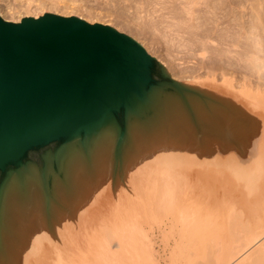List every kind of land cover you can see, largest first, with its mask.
<instances>
[{"label":"rangeland","instance_id":"rangeland-1","mask_svg":"<svg viewBox=\"0 0 264 264\" xmlns=\"http://www.w3.org/2000/svg\"><path fill=\"white\" fill-rule=\"evenodd\" d=\"M197 1V3L189 4L188 0H0V17L6 21L19 22L23 17H37L49 12L62 16L74 15L90 23L107 24L135 39L149 55L166 68L168 77L161 79L156 85L169 83L173 79L186 87L179 91L175 87L165 85L163 88L161 87L162 91L159 89L162 95L174 94L177 97V95H185L188 90L190 92L192 89L191 93L202 96H198L201 99L203 97L208 99L209 96L211 100L212 96V101L213 99L217 101L220 99L217 97L222 96V99H227L229 104L227 114L232 119L236 112L234 104L237 99L242 105L240 107L243 108L240 118L244 116L245 124L252 122L255 124L253 130L257 131H253V133L258 135L255 137L259 138L256 140L259 141L258 151L260 150L257 157L254 158L252 155L246 154V151H238V155L245 156V160L236 161V164L232 163V168L227 162V157H225L227 166L223 161L226 168L213 167L212 163L208 161L202 164L195 159L198 154L192 155L191 152H189L190 157L188 152L185 153L187 154L185 156L189 158L182 157L178 160V165L183 167L180 172L186 175V178L182 177V180L186 182L185 188L186 192L188 191V196L189 193L190 197L194 196L195 203L199 202V206H202L210 215H219L220 219H217L214 227L227 225L225 228L227 229L229 217L225 211L229 206L237 208L236 210L244 209L246 200L251 195H248V189L254 191L250 199L251 203L258 207V209L254 207L253 211L264 214V67L252 70L250 68L253 66L252 63L245 58L247 50L252 46L255 47L252 45L256 40L255 35L260 41L261 48H264V0H237L239 2L233 0L234 2L231 4L233 6L229 7L224 4L221 5L222 8L216 6L217 9L207 8L203 0ZM214 11L220 18L216 21L213 18V21L209 20ZM240 39L241 41H239ZM229 48H232L231 51ZM226 50L228 51L226 52ZM263 52H259L257 61H260L259 63L263 61L264 64ZM251 58L253 59V57ZM251 62L254 64L253 60ZM243 79H247V88L245 89L249 90L248 93L253 96L242 91L240 83ZM228 81L231 85L227 83ZM205 93L208 95L207 97ZM145 113L148 117L152 110H147ZM144 117L142 115L141 120ZM126 120L128 117L124 115L120 124L116 123L120 133H123V130L125 132ZM62 144L64 143L37 151L28 159V164H33L40 169L44 168L46 156L56 153ZM119 147V155L113 160V164L111 161L104 163L101 168L96 170L94 166H90L91 171L86 173L87 176H84L87 178L84 183L85 190L80 192V197H87L89 203L85 204L84 208L81 206L82 208H77L72 213L70 210L61 209L63 210L61 211L58 209L61 214L66 212V220L74 223L66 227L64 225L66 222H64L59 231L54 230L52 225L48 227V229H53L54 233L57 232V235L60 232L61 237H64L61 238L59 244L57 242L54 245L47 241L39 243L40 247L37 249L39 250L37 253L36 249L29 248V246L36 245V242H31L32 238L27 239L23 244H20V241L9 242L10 245L8 244L0 250V264H63V262L65 264H186L187 248H184V251L181 246L184 243L178 240V236L181 234L178 227L171 229L166 225L160 229L156 222L145 220L143 215L148 210L146 205L148 202L147 187L145 184L138 183V178L134 177L131 180L127 178L122 168L124 165L122 163L123 151L121 146ZM175 149L172 150L175 151L173 153L175 156H184V148ZM215 155L221 157L222 153ZM29 165H25V167ZM118 166H121L120 170ZM22 167L24 166L13 169V172ZM234 167L237 169L234 170ZM85 171L87 172V170ZM6 176L4 172L0 171V187ZM47 184L51 185L50 179L47 180ZM63 199H67V197ZM59 203L62 207L66 201L65 204ZM253 211L252 213L247 211L246 215L250 213L249 215L252 216ZM136 213H138L136 220L141 223L137 222V224L142 225L144 231H148L145 236H138L139 244L143 243L144 250L152 257V262L147 261L142 249H139V258H129L133 249L119 248L116 237H111L112 240H108L110 238L108 231L111 227L118 230L121 222L134 223L132 215ZM260 216L264 218V215ZM24 219L25 221L30 220V216L26 215ZM125 224L121 225L123 229L128 227ZM23 228L24 225H15L16 231H21ZM105 246L113 253H105ZM1 252H4V256ZM125 256L126 258H124Z\"/></svg>","mask_w":264,"mask_h":264},{"label":"bare ground","instance_id":"bare-ground-1","mask_svg":"<svg viewBox=\"0 0 264 264\" xmlns=\"http://www.w3.org/2000/svg\"><path fill=\"white\" fill-rule=\"evenodd\" d=\"M197 2V0H188L189 4ZM233 2V0H203L207 8L213 9L224 4L229 7L233 6L231 5ZM216 15L217 13L214 11L209 20L212 18L214 21L218 20L220 17L218 18ZM260 33L262 34V32ZM243 35L242 38L245 36ZM252 35L254 36V34ZM218 37L220 38V36ZM256 37L257 35L254 37L256 40L253 39L254 44L251 42L255 47L251 45L252 47L247 50L245 56L247 61L252 63L253 66L250 67L252 70L263 69L264 67L263 61L262 64L257 61L259 59L258 54L263 52L264 48H261L260 41ZM247 41L249 43V37ZM220 53L224 54L223 52ZM251 60L254 61V64ZM246 80L243 79L240 83L241 89L245 94L253 96L248 93L249 90L245 89L247 88ZM227 83L231 85L229 81ZM191 90L189 92L186 89V94L177 95V98L174 94L162 95L158 89L149 104L138 107L139 112L128 117L125 132L123 130V133H120L117 125L111 122L105 123L103 127L82 140H71L61 150H57L54 154H48L45 158L44 168L40 169L33 164H28V167L24 166L17 172L11 173L0 187V250L8 246L9 242L20 241V244H23L30 238L33 240L31 242H36V245L29 246V248L36 249L37 253L39 252L37 250L40 247L39 243L47 241L54 243V245L57 242L59 244L61 238L64 237H61L59 232V238V234L57 235V232L54 233L53 229H48V227L52 225L54 230L59 231L64 222H66L64 224L66 227L74 224L72 221L66 220L67 213L61 214V211L70 210L72 213L77 208L81 206L84 208L85 204L89 203L87 197H84L85 199L80 197V192L85 190L84 183H86L85 179L87 178L84 176H87L86 173L88 174L92 169L89 167L94 166L96 170L101 168L104 163L111 161L113 164V160L119 155V146H121L124 161H122L124 164L122 168L127 178L130 180L134 177L138 178V183L145 184L147 187L148 202L146 205L149 211L144 212L145 220L156 222L160 229L166 225L171 229L178 227V230L181 231L178 240L184 243L180 245L183 249L187 248L188 250V253L186 250V264H264V218L260 216L264 214L253 211L254 207L258 209L256 205L251 203L250 199L254 191L248 189V195H251L248 196L244 209L236 210L237 208L233 206L227 208L225 211L229 217L227 229H225L227 225L214 227L217 219H220L219 215H210L202 206H199V202L195 203L194 196L190 197V193L188 196V191L186 192L185 188L186 182L182 180V177L186 178V175L180 172L183 167L178 165L179 158H189L191 154H198L195 159L202 164L208 161L212 163L213 167L221 166L222 168H226L227 159L231 168L232 163L236 164V161L245 160V156L238 155V151H246V154L252 155L254 158L257 157L260 150L258 151L259 141H257L259 138H256L258 135L253 133V131H257L253 130L255 124L253 122L245 124L244 116L240 118L243 108L240 107L241 104L237 99L234 104L236 112L232 119L227 114L229 104L226 98L222 99V96H219L217 97L220 98L219 100L214 101L216 99H213L212 101V96L210 100V97L205 93L208 99L205 97H203L205 99H201L198 97L200 95L191 93ZM144 110H152V113L146 117ZM142 115L145 116L143 120H141ZM175 148H184V156H175L173 154L175 151H172ZM187 152L188 155L191 152L189 157H186L187 154L185 153ZM212 153H222V158L218 155L216 157ZM250 158L252 159V157ZM223 161L226 166L223 165ZM118 169L120 170L121 166H118ZM233 169L237 168L234 167ZM188 175L187 177H189ZM49 179L51 180L50 186L47 184ZM65 197L67 199H63ZM197 201L199 200L197 199ZM59 202L65 205L61 207ZM58 209L63 210L59 211ZM247 211L251 213L253 211L254 214L252 216L249 215L250 213L246 215ZM136 214L132 215L134 223L132 221H130L132 223L126 224L121 222L118 230L111 227L108 231L110 232L108 233L110 235H108L110 237L108 240L116 237L119 248L133 249L129 258H139V249H142L143 253L144 245L143 243L139 244L138 236H145L148 232L143 230L142 225H138L141 223L136 220L138 213ZM26 215L30 216V220L25 221ZM44 215H46V219H44ZM16 224L24 225V228L21 231H16ZM123 224L128 225V227L123 229V226L121 227ZM105 247L107 248H105V253H113L107 246ZM144 253L147 261L152 262L150 253L147 254L145 250ZM63 264L65 263L63 262Z\"/></svg>","mask_w":264,"mask_h":264},{"label":"water","instance_id":"water-1","mask_svg":"<svg viewBox=\"0 0 264 264\" xmlns=\"http://www.w3.org/2000/svg\"><path fill=\"white\" fill-rule=\"evenodd\" d=\"M166 77V68L141 44L107 24L49 12L19 22L0 17V171L5 180L43 148L64 143L61 150L105 123L120 124L161 87L186 88L173 79L156 85Z\"/></svg>","mask_w":264,"mask_h":264},{"label":"trees","instance_id":"trees-1","mask_svg":"<svg viewBox=\"0 0 264 264\" xmlns=\"http://www.w3.org/2000/svg\"><path fill=\"white\" fill-rule=\"evenodd\" d=\"M37 148H33V149H31V150H29L28 152H30V151H32V150H36Z\"/></svg>","mask_w":264,"mask_h":264}]
</instances>
